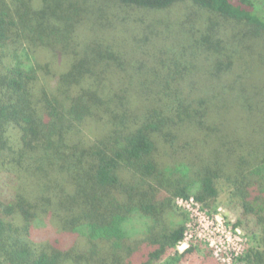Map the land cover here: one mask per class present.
I'll return each instance as SVG.
<instances>
[{"label":"trees","instance_id":"obj_1","mask_svg":"<svg viewBox=\"0 0 264 264\" xmlns=\"http://www.w3.org/2000/svg\"><path fill=\"white\" fill-rule=\"evenodd\" d=\"M223 183L264 264L263 0H0V264H181Z\"/></svg>","mask_w":264,"mask_h":264},{"label":"rangeland","instance_id":"obj_2","mask_svg":"<svg viewBox=\"0 0 264 264\" xmlns=\"http://www.w3.org/2000/svg\"><path fill=\"white\" fill-rule=\"evenodd\" d=\"M165 14L168 13L165 12L161 16ZM52 61L54 67L60 65L56 59ZM219 188L216 209L212 212L196 201L186 206L176 202L180 212L186 213L189 218L187 245L193 244L198 248L196 255L181 264H199L200 259L209 252L220 264H246L242 258L250 247L256 245L253 221L243 218L245 225H238L237 222L243 216L242 209L235 202L226 184H220ZM181 247V250H184L185 246Z\"/></svg>","mask_w":264,"mask_h":264},{"label":"built area","instance_id":"obj_3","mask_svg":"<svg viewBox=\"0 0 264 264\" xmlns=\"http://www.w3.org/2000/svg\"><path fill=\"white\" fill-rule=\"evenodd\" d=\"M194 201H196L194 198H191V199H189V200H186V199H183V198H178L177 200H176V202H177V204H180V205H187V204H190V203H193ZM197 202V201H196ZM197 203H199V202H197ZM187 237V231H186V235H185V239L179 244V246H178V249H179V251L180 252H183L185 249H187L188 247H189V245H187V241H186V238ZM185 243V244H184ZM181 245L182 246H185V248H184V250H181L182 249V247H181Z\"/></svg>","mask_w":264,"mask_h":264}]
</instances>
